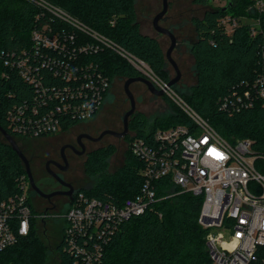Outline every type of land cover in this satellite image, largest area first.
Masks as SVG:
<instances>
[{"label":"built area","instance_id":"2783aa9c","mask_svg":"<svg viewBox=\"0 0 264 264\" xmlns=\"http://www.w3.org/2000/svg\"><path fill=\"white\" fill-rule=\"evenodd\" d=\"M28 1L69 20L97 40L96 44L77 42L73 32L53 31L49 24H43L32 30L30 47L0 51L1 75H8V70L17 71L36 93L33 103L25 98L7 109L9 128L12 135L37 138L62 132V115L80 122L101 110L112 82L86 56L101 44L112 42L48 0ZM251 1L249 10L264 13V0ZM241 19L251 24L253 33L264 30L261 16L228 13L222 22L231 33ZM118 51L157 88L164 89L192 124L158 128L149 140L133 135L130 149L143 162L140 191L116 200L77 191L62 215L57 214L63 220V250L73 257L74 264H97L121 225L143 214L157 200L155 181L169 178L180 192L203 196L200 222L207 229L206 249L213 264H264V154L253 151L250 138L235 142L226 139L148 63L122 49ZM48 68L54 82H45ZM240 86L244 87L242 91L234 87L223 99V108L237 112L252 107L257 100L264 104L262 72ZM31 192L27 173L21 174L15 192L0 199V250L16 244L30 233L34 222L37 225L44 219L32 202ZM57 259L60 263V252Z\"/></svg>","mask_w":264,"mask_h":264},{"label":"trees","instance_id":"16d2710c","mask_svg":"<svg viewBox=\"0 0 264 264\" xmlns=\"http://www.w3.org/2000/svg\"><path fill=\"white\" fill-rule=\"evenodd\" d=\"M229 1L231 6L223 11ZM48 2L112 42V45L101 44L97 51L86 56L103 69L111 82L115 76L129 78L142 75L118 49L144 60L161 78L167 82L170 80L165 75L166 61L161 44L157 37L141 31L134 0ZM228 2L224 6L209 8L202 17L194 18L198 37L191 46V53L195 58L197 82L188 93L181 95L226 139L235 142L238 138H250L253 151L264 154L263 102L257 100L252 107L237 112L222 107L223 99L234 91V87L242 91L241 82L252 81L259 72L264 74V30L253 33L251 24L241 19L229 33L222 18L231 13L238 17L261 16L264 20V13L249 10L251 0ZM43 24H49L53 31L73 32L77 42L97 43L87 31L44 7L28 0H0V51L30 47L32 30ZM1 70L0 67V126L12 134L7 109L25 98L33 103L36 93L17 71L7 69L8 75L2 76ZM49 70L44 72L46 83L55 80ZM165 97L171 101L169 96ZM50 103L53 105L52 101ZM171 104L174 111L156 118L151 124L139 115L134 116L129 122L134 136L149 140L158 128L179 123L191 125L188 115L173 101ZM76 123L78 121L71 117L61 116L62 131ZM134 136L126 135L128 148L124 163L113 172L108 171V157L114 147L93 150L85 167L97 179L93 186L81 187L78 191L115 200L137 194L143 183L140 172L143 162L130 149ZM21 174H26L22 159L5 138L0 139V199L15 192L17 178ZM154 185L157 200L143 214L121 225L106 244L103 258L97 264H213L206 249L207 229L200 222L203 196L180 192L169 178L159 179ZM57 249L61 254V262L57 264H74L73 257L63 250L61 241ZM48 256V248L34 222L28 235L0 250V264H48Z\"/></svg>","mask_w":264,"mask_h":264},{"label":"rangeland","instance_id":"374dc122","mask_svg":"<svg viewBox=\"0 0 264 264\" xmlns=\"http://www.w3.org/2000/svg\"><path fill=\"white\" fill-rule=\"evenodd\" d=\"M137 12V19L140 29L143 33L157 37L159 40L166 65V76L170 79L176 76V71L172 63L167 59L166 53L171 45V38L167 34L159 33L153 26L154 16L162 10L163 0H134ZM228 0H169L168 11L160 23L169 28L177 37V44L172 52V57L178 63L181 70V78L173 85V88L180 94L188 93L191 86L197 82V73L195 67V58L191 53V46L198 37L196 26L194 25L195 17H202L205 11L212 7L226 5ZM162 77H164L162 75ZM127 77L115 76L113 78L110 90L105 98L101 110L93 117L80 121L71 129H68L69 137H74L80 131H92L94 136H98L105 129L117 131L123 130V117L127 110L130 109L131 103L125 92L124 84ZM136 98V110L130 117V123L134 116H141L151 124L156 118L167 116L174 111L171 101L163 96L153 94L143 82H133L130 85ZM171 99V98H170ZM128 134L134 135L135 132L129 129ZM62 132L54 135V138L62 137ZM4 136L0 133V139ZM52 137L26 138L18 136L16 138L23 151L27 149L38 148L49 141ZM128 138L116 137L112 134H106L101 141L89 142L88 146L92 150L101 147L113 146L114 149L108 157V171L113 172L124 163L125 154L128 148ZM28 151V150H27ZM85 157L79 158L78 166L83 173L82 163ZM81 173V174H82ZM84 176L82 187H91L94 185L97 177L90 172ZM68 205L62 206L60 214L67 209ZM56 215L51 219L47 226V234L42 226L41 220L37 224L39 235L48 248V264H57L58 245L63 235V220L61 215Z\"/></svg>","mask_w":264,"mask_h":264},{"label":"flooded vegetation","instance_id":"af4514ba","mask_svg":"<svg viewBox=\"0 0 264 264\" xmlns=\"http://www.w3.org/2000/svg\"><path fill=\"white\" fill-rule=\"evenodd\" d=\"M67 133V130L62 131L60 138L46 136L53 139L38 148L24 150L33 179L31 199L37 210L44 215L41 222L45 234L50 220L55 218L63 205H68L69 200L83 186V174L87 173L85 164L93 151L88 146L89 142H98L104 138L93 140L89 135L97 136L92 131H80L73 138ZM81 157H85L81 164L83 173L78 166Z\"/></svg>","mask_w":264,"mask_h":264},{"label":"water","instance_id":"95a60500","mask_svg":"<svg viewBox=\"0 0 264 264\" xmlns=\"http://www.w3.org/2000/svg\"><path fill=\"white\" fill-rule=\"evenodd\" d=\"M231 6V1L228 2V4L226 6L223 7V11H226L227 9H229V7ZM168 7H169V0H163V8L161 11H159L153 18V26L154 28L159 32V33H163V34H167L170 38H171V45L167 50L166 53V57L167 59L172 63V65L175 68L176 71V76L171 78L168 81V86H173L176 82L179 81V79L181 78V70L180 67L178 65V63L176 62V60L172 57V52L174 50V48L176 47L177 44V37L176 35L167 27L163 26L160 21L162 20V18L165 16L166 12L168 11ZM143 82L148 89L155 95H159V96H163L165 94L164 89H160L157 88L155 86V84L146 76L144 75H139L136 77H129L126 78L125 80V84H124V89L125 92L130 100L131 103V107L129 110H127L124 114L123 117V130L122 131H117V130H113V129H107L104 130L99 136L97 137H92L89 135V137H91L93 140H100L104 137V135L110 133L116 137H125L128 132H129V121H130V117L131 115L135 112L136 110V98L134 96V93L132 92L130 85L133 82ZM0 131L2 133V135L4 136V138L6 139V141L12 146V148L18 153V155L20 156V158L22 159L25 168H26V173L28 175V178L30 180V184L31 187H33V179L29 170V160L28 157L26 156V154L24 153V151L22 150V148L20 147V145L18 144L16 138L10 134L5 128L0 126Z\"/></svg>","mask_w":264,"mask_h":264}]
</instances>
